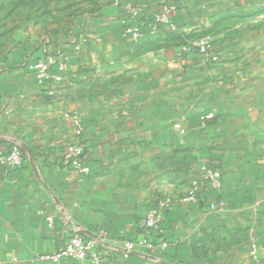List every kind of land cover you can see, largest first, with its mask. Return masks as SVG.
Listing matches in <instances>:
<instances>
[{
  "label": "crops",
  "instance_id": "crops-1",
  "mask_svg": "<svg viewBox=\"0 0 264 264\" xmlns=\"http://www.w3.org/2000/svg\"><path fill=\"white\" fill-rule=\"evenodd\" d=\"M124 1L69 0V10L40 17L46 29H27L0 64V148L19 143L30 152L20 169L0 165V264H52L38 257L54 253L75 233L94 238L105 233L108 245L135 240L149 210L169 194L161 189L160 170L173 159L165 153L188 143L181 142L180 130L163 119L115 124L96 106L104 99L105 70L114 63L113 56L134 43L124 34L137 20L129 17ZM174 1L178 6L174 22L187 37L202 27L197 13L204 0ZM234 2L247 7L258 0ZM150 5L144 7L142 19L154 13ZM65 18L77 20L57 28ZM47 54L65 65L64 81L54 85L53 94L39 86L27 66ZM74 116L84 128L82 140L91 168L81 183L74 181L64 162L67 146L78 140ZM240 158L229 152L202 154L195 178L203 185L202 204L172 198L173 209L163 221L169 244L165 253L157 250L145 257L137 251L126 257L120 249L107 247L100 264H260L253 254L224 246L225 237L218 234L228 211L264 199V163ZM211 164L220 165L225 173L218 193L204 187V171ZM221 201L222 209H210Z\"/></svg>",
  "mask_w": 264,
  "mask_h": 264
},
{
  "label": "rangeland",
  "instance_id": "rangeland-1",
  "mask_svg": "<svg viewBox=\"0 0 264 264\" xmlns=\"http://www.w3.org/2000/svg\"><path fill=\"white\" fill-rule=\"evenodd\" d=\"M167 1L127 0L124 5L153 4L155 13ZM69 3L0 0V64L27 29H46L40 17L67 11ZM199 13L202 27L187 37L179 29L173 35L160 28L116 53L114 63L105 70L104 99L96 101L103 108V118L115 124L163 119L180 126L181 142L188 143L165 153L173 159L160 170V187L168 191L165 198L171 201L173 197L180 200L196 181L202 154L229 152L244 161L264 163V0L247 7L234 0H204ZM72 20L77 19H63L57 28ZM202 40L218 60L194 48ZM225 215L218 230L225 237L224 246L249 254L256 248L257 262L264 264V199Z\"/></svg>",
  "mask_w": 264,
  "mask_h": 264
},
{
  "label": "built area",
  "instance_id": "built-area-1",
  "mask_svg": "<svg viewBox=\"0 0 264 264\" xmlns=\"http://www.w3.org/2000/svg\"><path fill=\"white\" fill-rule=\"evenodd\" d=\"M130 18L138 20L143 12L142 7L126 6ZM178 6L172 1L164 2L158 10L152 15L151 20L145 24L148 32H155L157 29L164 28L169 32H177L178 27L174 22ZM147 25V26H146ZM143 24H135L126 28L125 37L130 38L133 42L140 41L144 33ZM204 56L211 60H218L217 56L210 50V46L206 40L199 41L193 45ZM30 71L35 75L37 83L40 87L49 89V93L53 94L51 89L55 84H62L64 81L65 65L61 63L56 55L47 54L44 59L37 60L27 65ZM74 126L76 129L77 141L70 143L65 151L64 162L66 166L74 173V181L81 183L85 181L91 174V168L87 163L85 156V145L83 142L84 128L77 116H74ZM178 129L179 126H176ZM20 144L15 143L8 149L0 148V165L8 169H20L27 163L28 158L25 157ZM204 182L211 189L221 192L223 188V173L219 169L212 167L205 168ZM202 183L193 181L188 192L180 199L182 204H194L199 200L202 192ZM224 207L223 201L212 203L210 209L216 211ZM173 209V202L170 199H162L157 206L150 209L147 213L143 224V232L141 236L135 240H125L114 245H108L106 242V234L100 233L97 237H86L79 233H75L69 237L63 247L54 253L40 255L38 259L43 262L52 264H67V262H90L92 264H100L102 262V251L109 247L112 250L120 249L122 253L128 257L137 251L143 252L147 257L153 252L167 250L169 244L165 239V232L162 228L165 215ZM50 225H53V218L49 219ZM69 230V224L66 226ZM254 259L257 261V250L253 251Z\"/></svg>",
  "mask_w": 264,
  "mask_h": 264
},
{
  "label": "trees",
  "instance_id": "trees-1",
  "mask_svg": "<svg viewBox=\"0 0 264 264\" xmlns=\"http://www.w3.org/2000/svg\"><path fill=\"white\" fill-rule=\"evenodd\" d=\"M172 2H174V3H176L174 0H171ZM169 2V1H168ZM146 10V9H145ZM144 10V11H145ZM144 13V12H143ZM143 15V14H142ZM143 17L141 16L138 20H137V23L136 24H143L144 25V33L146 34L148 31H147V29H146V27H145V24L146 23H148L150 20H151V18H152V16H150L148 19H142ZM147 26V25H146ZM164 29V28H163ZM173 35H177V34H179L178 32H174V33H172ZM23 151V150H22ZM24 155H25V157L26 158H28L27 157V155L24 153ZM212 166V168H215V169H219V170H221L222 171V173H223V186H224V179H225V173H224V170H223V168L220 166V165H215V164H211ZM204 187H209L208 185H205ZM212 191H214V192H217V191H215V190H213V189H211ZM222 190H223V188H222ZM221 190V191H222ZM218 193V192H217ZM220 201V200H219ZM197 203H201L202 204V193H200V195H199V200H198V202ZM170 211H172V210H170ZM170 211H168L167 213H166V215L170 212ZM165 215V216H166ZM162 228H163V230H164V232H165V228H164V225H163V223H162ZM143 232V228L141 227V233ZM165 236V239L167 240V238H166V234L164 235ZM169 247V246H168ZM168 249V248H167ZM167 250H165V251H161V252H163V253H165ZM128 257H130V256H128Z\"/></svg>",
  "mask_w": 264,
  "mask_h": 264
},
{
  "label": "water",
  "instance_id": "water-1",
  "mask_svg": "<svg viewBox=\"0 0 264 264\" xmlns=\"http://www.w3.org/2000/svg\"><path fill=\"white\" fill-rule=\"evenodd\" d=\"M20 147L25 153L30 154L29 150L24 145H20Z\"/></svg>",
  "mask_w": 264,
  "mask_h": 264
}]
</instances>
